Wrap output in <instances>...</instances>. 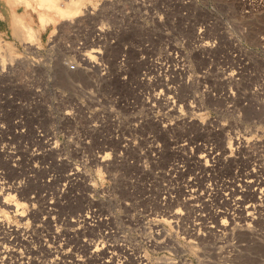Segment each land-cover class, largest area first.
<instances>
[{
	"label": "rangeland",
	"instance_id": "1",
	"mask_svg": "<svg viewBox=\"0 0 264 264\" xmlns=\"http://www.w3.org/2000/svg\"><path fill=\"white\" fill-rule=\"evenodd\" d=\"M14 1L0 0V260L264 264V0H82L89 13L30 41L13 13L39 29L41 9ZM249 173L261 185L243 193Z\"/></svg>",
	"mask_w": 264,
	"mask_h": 264
},
{
	"label": "bare ground",
	"instance_id": "2",
	"mask_svg": "<svg viewBox=\"0 0 264 264\" xmlns=\"http://www.w3.org/2000/svg\"><path fill=\"white\" fill-rule=\"evenodd\" d=\"M15 1L16 2H19L20 0H15ZM34 1L37 2L39 8L41 9V11L38 14L39 15V21H40L39 22L40 23L39 24V29L33 28L20 15H18L16 13H13V19H14V21L13 20L12 21L14 22V25H15L14 34H15V37L17 39H19V40L29 39V41H30L32 38L33 39H39V37L37 35L38 32L40 33L41 31L45 30L46 29V26L51 21V19H54V16L57 18L58 21H60V22L62 21L63 22V21L68 20L69 17L71 18L73 15L77 14L78 12H82L83 11V13L86 14V13H89V11H90V8H87V9L86 8H82V3H83L82 0H34ZM24 2L27 3L26 0ZM26 5H28V4H26ZM58 28H59V26L57 27V29ZM8 55H10V54H8ZM11 57L16 58L15 56H11ZM66 70L67 71H70L71 69H66ZM67 71H65V72H67ZM65 72H63V73L65 74ZM211 149H213V148H211ZM214 151H215V149H214ZM213 153L214 152L212 151V153H210V154H213ZM209 157H211V156H209ZM211 158H217V157L216 156H214V157L212 156ZM263 171H264V169H263ZM251 176H252V178H254L255 175H251V173H249V174L245 175L243 178H247L248 179ZM256 177H257V175H256ZM241 178H240V180H238V179H236V180H238L241 183L239 188L242 189V192L244 191L243 188L244 189L247 188L245 190H248L253 185H255L256 188H257V186L261 185V183H259V181H258L259 179H257V178H256L257 180H254L255 178L254 179L250 178V180H245V182L243 180H241ZM262 182H264V181H262ZM236 187H238V186H236ZM252 188L254 189L255 187H252ZM259 189H260V187H259ZM8 190H9V192L7 193V195L9 196L11 194V190H10V188ZM228 191H229V189H228ZM240 191L241 190H239V192L237 191V193H233V194L231 192H230V194L228 193L234 199L233 200L234 202H232V204H233L232 206L234 207L233 208L234 211L237 210L240 207V204H241V199L243 197V194H241L242 192H240ZM229 200H232V199H229ZM2 204L4 206H7V208H9L10 206L11 207L12 206H15L16 207V211L19 210V208H18L19 204L16 203V202L15 203L14 202L12 203V202H10L8 200H3L2 201ZM245 209H246V211L256 210V206L254 204H250V205L246 206ZM83 222L85 223V219H84ZM4 224H5L4 220L0 218V225L3 226ZM8 258H9L8 255H4L2 257V259L0 260V264H7V263H9ZM142 258H139L140 260H138V261H140V264H146V263H144L145 259L144 258L142 259Z\"/></svg>",
	"mask_w": 264,
	"mask_h": 264
},
{
	"label": "crops",
	"instance_id": "3",
	"mask_svg": "<svg viewBox=\"0 0 264 264\" xmlns=\"http://www.w3.org/2000/svg\"><path fill=\"white\" fill-rule=\"evenodd\" d=\"M47 26H48V25H47ZM47 26H46V29H47ZM46 29H45V30H46ZM45 30L41 31V33L44 32Z\"/></svg>",
	"mask_w": 264,
	"mask_h": 264
}]
</instances>
